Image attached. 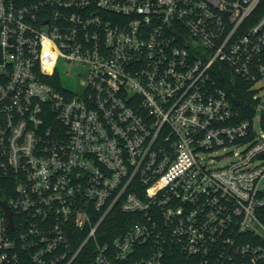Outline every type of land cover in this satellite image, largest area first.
Returning <instances> with one entry per match:
<instances>
[{
	"label": "built area",
	"instance_id": "1",
	"mask_svg": "<svg viewBox=\"0 0 264 264\" xmlns=\"http://www.w3.org/2000/svg\"><path fill=\"white\" fill-rule=\"evenodd\" d=\"M225 69L264 80V0H0V264H264V109Z\"/></svg>",
	"mask_w": 264,
	"mask_h": 264
},
{
	"label": "trees",
	"instance_id": "2",
	"mask_svg": "<svg viewBox=\"0 0 264 264\" xmlns=\"http://www.w3.org/2000/svg\"><path fill=\"white\" fill-rule=\"evenodd\" d=\"M219 82L228 93L235 109L239 111L241 119L251 118L257 114L259 100L255 97L256 90L251 87L250 83L226 69L220 75ZM260 119L264 127V111L260 113ZM117 217L122 220L123 229H128L133 225L135 215L119 214ZM109 226L111 233L116 234L119 232L116 222H112ZM172 264H187V260L182 255L176 254L172 260Z\"/></svg>",
	"mask_w": 264,
	"mask_h": 264
},
{
	"label": "rangeland",
	"instance_id": "3",
	"mask_svg": "<svg viewBox=\"0 0 264 264\" xmlns=\"http://www.w3.org/2000/svg\"><path fill=\"white\" fill-rule=\"evenodd\" d=\"M60 70L63 76V82L66 86L73 87L76 89L81 88V81L77 77V72L75 70H72L70 73H67L68 66L65 63H61ZM255 90H256L255 97L259 100V104L257 106L258 110L264 109V80L259 82ZM231 149L232 148H228L226 150L219 149L216 152L208 154L207 157L223 156L217 165H226L237 157V152L226 154V152L230 151Z\"/></svg>",
	"mask_w": 264,
	"mask_h": 264
},
{
	"label": "water",
	"instance_id": "4",
	"mask_svg": "<svg viewBox=\"0 0 264 264\" xmlns=\"http://www.w3.org/2000/svg\"><path fill=\"white\" fill-rule=\"evenodd\" d=\"M11 215V214H10Z\"/></svg>",
	"mask_w": 264,
	"mask_h": 264
}]
</instances>
